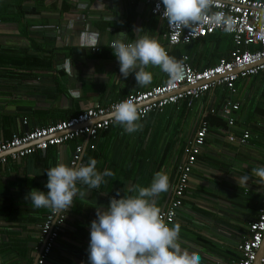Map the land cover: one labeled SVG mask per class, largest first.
Here are the masks:
<instances>
[{
  "label": "crops",
  "instance_id": "crops-1",
  "mask_svg": "<svg viewBox=\"0 0 264 264\" xmlns=\"http://www.w3.org/2000/svg\"><path fill=\"white\" fill-rule=\"evenodd\" d=\"M86 22L98 34L99 50L82 47L80 31ZM69 27L68 41L60 42L58 30L65 41ZM122 31L125 42L145 34L163 47L167 40L166 22L141 0H0V141L165 82L168 74L152 65L145 68L152 81L144 86L137 85L135 73L126 79L121 75L109 45ZM217 37L221 40L215 47ZM229 37L231 41L224 32L209 35L191 42L190 55L182 52L183 44L171 53L188 54L197 68L214 64L232 48ZM254 77L243 78L235 91L217 86L199 98L150 112L140 120L142 130L131 134L115 123L96 137H79L0 164L1 258L7 264H36L45 242L42 224L51 209H37L25 197L33 189L47 192L46 171L58 163L72 166L80 144L85 163L95 158L98 171L110 169L114 176L106 177L99 189L78 184L85 196L77 195L65 211V225L45 264H89L90 225L97 208H107L113 196L135 195L126 189L150 186L157 172L169 177V190L154 198L160 210L167 208L179 166L186 161V146L206 116V142L171 226L180 223L182 249L199 253L201 264H233L264 198V183L252 174L264 167V75L252 84ZM229 100L240 103L231 113L233 125L222 114ZM245 130L250 137L244 142L228 137L233 133L239 138ZM245 175L251 177L246 183Z\"/></svg>",
  "mask_w": 264,
  "mask_h": 264
},
{
  "label": "clouds",
  "instance_id": "clouds-1",
  "mask_svg": "<svg viewBox=\"0 0 264 264\" xmlns=\"http://www.w3.org/2000/svg\"><path fill=\"white\" fill-rule=\"evenodd\" d=\"M161 3L162 15L172 29L191 30L192 26L201 23L223 26L225 31L233 29L234 22L230 17L223 12L212 11L216 0H161L156 10L160 9ZM140 30L134 29L135 32ZM125 34L123 31L118 33L119 38L109 45L125 79L135 73L138 86L151 83L152 74L145 70L149 65L160 67L173 81L183 76L182 62L170 56L155 38L145 34L133 42H125ZM98 45V34L91 33L82 47L92 49ZM142 115L139 104L132 98L114 105L111 112L112 120L129 134L142 130ZM97 164L95 158L72 166L58 163L46 171L48 191L33 189L25 199L37 209H51L58 218L73 205L77 195L85 196V191L78 184L86 185L89 190L99 189L107 183L106 177L114 176L110 169L98 171ZM252 174L264 183V167L252 169ZM249 179L251 177L245 175L242 182ZM169 187L168 175L157 172L150 186L134 185L126 189L135 195L113 196L107 208L98 207L96 219L90 225L89 264H201L199 253L182 249L179 243L180 223L171 227L165 223L155 202L154 198L167 192Z\"/></svg>",
  "mask_w": 264,
  "mask_h": 264
},
{
  "label": "built area",
  "instance_id": "built-area-1",
  "mask_svg": "<svg viewBox=\"0 0 264 264\" xmlns=\"http://www.w3.org/2000/svg\"><path fill=\"white\" fill-rule=\"evenodd\" d=\"M136 1V0H130ZM149 5L150 13L166 22V44L164 48L169 55L174 57L171 50L178 44L190 43L195 39L207 37L220 32L230 33L233 37L235 49L230 59L222 58L218 62L204 67L195 68L188 54H182L178 59L184 66L183 76L176 81L169 75L165 82L152 86L146 90H139L134 94L122 99L110 102L107 105L94 103L92 106L69 118L58 120L48 125L36 126L21 134H13L11 138L0 141V164L8 160H18L30 154L46 150L51 146L61 145L69 140L83 136L96 137L97 134L109 128L115 123L111 118L113 106L128 98L134 99L140 106L145 118L150 112L162 111L169 104H177L188 98H199L217 86H223L230 91H235L237 82L246 77L256 75L264 71V0H216L213 12H223L230 17L233 23L231 31H225L223 26L209 23H201L187 28L172 29L168 21L163 17V5L159 10L156 6L161 0H141ZM85 7V4H81ZM72 28L63 33L58 30V37L62 43L68 41ZM96 33L89 22L80 31L83 44L86 45V37ZM113 40L110 41V44ZM100 45L92 50H99ZM177 60V59H176ZM64 66V64H62ZM238 101L229 100L222 109L223 117L234 124L231 116L232 111L239 108ZM209 131L208 120H202L193 139L186 146V161L179 166V175L174 187L173 197L167 208L161 210V215L169 226L177 217L178 210L183 206L184 197L191 177L192 168L197 155L206 142ZM230 140L244 142L250 137V131L245 130L239 138L233 133L229 134ZM83 146L78 144L72 156L71 165L80 164ZM66 222V213L63 212L58 218L52 210L47 214L42 224V236L45 242L39 252L36 264H45L52 250L54 242L58 238L62 227ZM249 236L245 237L238 245L239 256L233 264H254L258 250L264 239V198L259 206L256 217L249 223ZM0 264H7L0 256ZM259 264H264V252L260 257Z\"/></svg>",
  "mask_w": 264,
  "mask_h": 264
},
{
  "label": "trees",
  "instance_id": "trees-1",
  "mask_svg": "<svg viewBox=\"0 0 264 264\" xmlns=\"http://www.w3.org/2000/svg\"><path fill=\"white\" fill-rule=\"evenodd\" d=\"M224 33H226V34H229V35H231L230 33H227V32H224ZM217 34V33H216ZM231 37H232V35H231ZM204 38V37H203ZM199 39H201V38H199ZM195 40H197V41H194V42H198V43H200L199 41L200 40H198V39H195ZM221 40V37H217V38H215V42H214V46L216 47L217 45H218V42ZM229 42H230V45H229V48H231L230 49V51H229V53H228V55H226V57H222V58H226V59H230L231 58V56H232V52H233V50L235 49V46H234V43H233V37L231 38V41H230V37H229ZM192 41V42H193ZM197 43V44H198ZM190 44H192L191 42L190 43H186L185 45L183 44V49H182V52L183 51H186L187 53H189V55H190V53H191V50H190V47H191V45ZM185 46V47H184ZM198 46V45H197ZM177 52H174L173 54H174V56H175V59H180L181 57H182V53L180 52V51H178V50H176ZM222 58H219V60H221ZM218 60V61H219ZM218 61H216V62H218ZM216 62H214V63H216ZM191 64L195 67V65L191 62ZM209 65H211L210 63H206L204 66H202V67H198V69H203L204 67H206V66H209ZM195 68H197V67H195ZM261 73V72H260ZM262 75H264V73H261V74H256V75H254L255 77L253 78V79H251L252 80V84H254L255 83V79H256V77L258 78L259 76H262ZM246 78H248V77H246ZM241 80H243V78L242 79H240L238 82H237V86H238V84L240 83V81ZM205 118H206V120H207V117L205 116ZM113 124H115V123H113Z\"/></svg>",
  "mask_w": 264,
  "mask_h": 264
},
{
  "label": "water",
  "instance_id": "water-1",
  "mask_svg": "<svg viewBox=\"0 0 264 264\" xmlns=\"http://www.w3.org/2000/svg\"><path fill=\"white\" fill-rule=\"evenodd\" d=\"M42 152H45V150H43ZM81 163H85V161L81 159ZM263 252H264V239H263V242H262V244L258 250L257 259H256L254 264H259V260H260V257L262 256Z\"/></svg>",
  "mask_w": 264,
  "mask_h": 264
},
{
  "label": "rangeland",
  "instance_id": "rangeland-1",
  "mask_svg": "<svg viewBox=\"0 0 264 264\" xmlns=\"http://www.w3.org/2000/svg\"><path fill=\"white\" fill-rule=\"evenodd\" d=\"M254 131H255V132H257V130H256V129H254Z\"/></svg>",
  "mask_w": 264,
  "mask_h": 264
}]
</instances>
